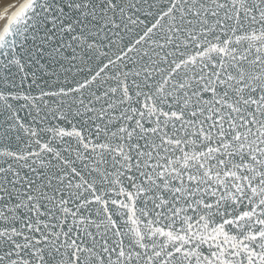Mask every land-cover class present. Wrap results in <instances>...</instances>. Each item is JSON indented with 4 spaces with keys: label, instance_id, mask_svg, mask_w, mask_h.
<instances>
[{
    "label": "snow or ice",
    "instance_id": "snow-or-ice-1",
    "mask_svg": "<svg viewBox=\"0 0 264 264\" xmlns=\"http://www.w3.org/2000/svg\"><path fill=\"white\" fill-rule=\"evenodd\" d=\"M0 264H264V0H0Z\"/></svg>",
    "mask_w": 264,
    "mask_h": 264
}]
</instances>
